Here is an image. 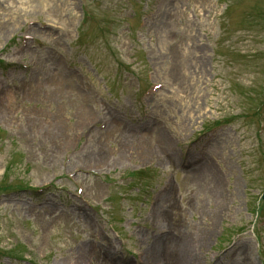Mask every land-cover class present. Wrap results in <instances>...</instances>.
Instances as JSON below:
<instances>
[{
  "label": "rangeland",
  "instance_id": "1",
  "mask_svg": "<svg viewBox=\"0 0 264 264\" xmlns=\"http://www.w3.org/2000/svg\"><path fill=\"white\" fill-rule=\"evenodd\" d=\"M0 60V264H264V0H0Z\"/></svg>",
  "mask_w": 264,
  "mask_h": 264
},
{
  "label": "bare ground",
  "instance_id": "2",
  "mask_svg": "<svg viewBox=\"0 0 264 264\" xmlns=\"http://www.w3.org/2000/svg\"><path fill=\"white\" fill-rule=\"evenodd\" d=\"M183 243H184V242H183ZM184 244H185V243H184ZM184 244H182V247L185 246ZM185 251H187V249H186ZM186 261H188V264H189V261H190L189 259H184V260L182 261V262H183L182 264H187ZM196 261H197V260H195L194 262H196Z\"/></svg>",
  "mask_w": 264,
  "mask_h": 264
}]
</instances>
